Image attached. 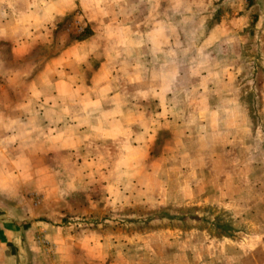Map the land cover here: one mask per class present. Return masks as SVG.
Returning <instances> with one entry per match:
<instances>
[{
	"label": "crops",
	"instance_id": "crops-1",
	"mask_svg": "<svg viewBox=\"0 0 264 264\" xmlns=\"http://www.w3.org/2000/svg\"><path fill=\"white\" fill-rule=\"evenodd\" d=\"M102 1L56 0L54 18L78 6L86 17ZM25 2L0 0V264H50L25 226L27 185L14 181L57 173L60 158L85 186L96 177L107 204L175 210L198 199L224 218L209 244L161 246L162 264L171 247L181 263L264 264V79L254 121L251 86L218 80L247 77L249 62L262 77L264 0H222L231 12L242 2L241 15L207 26L170 24L169 13L208 1L144 0L136 17L124 6L131 19L83 24L81 39L57 32L49 52Z\"/></svg>",
	"mask_w": 264,
	"mask_h": 264
},
{
	"label": "rangeland",
	"instance_id": "rangeland-1",
	"mask_svg": "<svg viewBox=\"0 0 264 264\" xmlns=\"http://www.w3.org/2000/svg\"><path fill=\"white\" fill-rule=\"evenodd\" d=\"M14 1L16 0H6L7 5L10 6H14ZM55 1L26 0L24 4L27 11L36 9L42 17L40 24H45L42 29V47L49 49L48 52L52 50L51 42L57 32L68 39H81L87 33L83 24H96L94 20H100V18L105 19L107 24L121 22L126 17L130 18L129 13L126 10L124 12V6L135 8L132 11H136L134 13L136 17L140 11L137 5L144 4V0H106V2L102 1L100 6L88 2L86 17L78 6L57 20L54 18L55 11L52 6ZM204 1L209 2V0ZM126 2L127 5H125ZM225 4L222 0H216L199 9L191 6L194 11L188 7L179 8L178 11L169 13L170 24H204L207 26L223 24V20L226 24L241 15L242 2L241 4L239 2L234 12L226 9L230 5L225 6ZM176 6L177 4L172 3L171 9L175 10ZM99 11L103 14L98 15L96 12ZM141 11H145L144 6ZM89 12L94 14L90 15ZM254 22L255 19L251 16L249 24ZM205 31L207 30L204 28L203 35H206ZM111 34L113 35V31ZM239 64V67L248 65L245 61H240ZM255 67H258L257 63L250 64L249 62L248 67L245 68L247 77L237 75L234 80L218 78L223 82L228 79V84L245 82L251 86V90L247 93L249 98L247 113L253 121L259 118L256 103L260 99L253 86L257 84L258 79H264V73L261 78L254 75L252 70L256 72ZM214 79L205 78L207 81ZM204 84H206L205 81ZM252 145H256V142ZM262 147L264 149V143ZM59 161L61 164L59 162V165H56L59 169L57 173L31 174L28 172L23 174L22 171L20 179L14 181L17 187H19V182L20 185L25 183L27 185L25 197L28 202L26 201L25 211L31 219L26 222L25 226L30 223L33 229L32 234L29 230L30 243L43 251L42 254L46 256L50 264H114L115 260H117L116 264H162L161 246L163 245L177 247L192 243L209 244L210 236L215 237L226 233L227 227L225 226L227 225L224 218L215 215L211 207L201 205L198 199L175 210L142 203L137 205L107 204L104 202L103 190L99 189L98 184L91 183V180L96 177L90 176L88 178L90 182L88 186H85L81 180V173L64 171L70 167L66 166L65 158H60ZM20 168L23 170V167ZM221 228L225 233L220 231ZM189 229L191 230L189 234L193 232L191 237L185 235L188 234L186 231ZM197 230L201 231L198 235H196ZM238 232L244 233L243 230H238ZM195 236L197 240L192 241ZM172 249L173 247L170 249L167 264H194L191 259L188 261L185 259L183 263L178 262L173 257L177 253L173 255Z\"/></svg>",
	"mask_w": 264,
	"mask_h": 264
}]
</instances>
